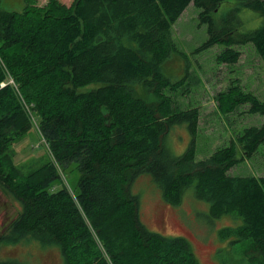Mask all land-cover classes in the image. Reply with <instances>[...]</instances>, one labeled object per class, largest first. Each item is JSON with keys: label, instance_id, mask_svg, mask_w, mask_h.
Masks as SVG:
<instances>
[{"label": "trees", "instance_id": "16d2710c", "mask_svg": "<svg viewBox=\"0 0 264 264\" xmlns=\"http://www.w3.org/2000/svg\"><path fill=\"white\" fill-rule=\"evenodd\" d=\"M225 1L25 0L22 10H8L0 0V188L21 206L0 247L36 239L56 245L63 264H200L185 236L143 221L131 186L146 173L172 205L193 187L211 217L240 219L221 237L246 240L251 264H264V175L229 173L264 143V122L197 160L199 109H177L166 92L186 83L187 76L172 80L165 65L178 51L172 27L192 2L209 33L197 50L222 45L218 61L233 64L236 47L252 43L264 61V19L249 31L228 21L242 8L264 17V0H238L217 24L213 14ZM21 96L52 155L28 172L15 161L14 144L33 128ZM246 103L264 115V100L238 85L221 92L218 106L228 113ZM177 124L193 134L182 154L166 143ZM68 169L77 176L71 190ZM0 264L24 263L0 255Z\"/></svg>", "mask_w": 264, "mask_h": 264}, {"label": "rangeland", "instance_id": "374dc122", "mask_svg": "<svg viewBox=\"0 0 264 264\" xmlns=\"http://www.w3.org/2000/svg\"><path fill=\"white\" fill-rule=\"evenodd\" d=\"M61 1L69 4L72 0ZM1 2L8 10H22L26 5L25 0ZM36 2L44 5L47 0ZM239 4L238 0L222 3L213 14L217 24L223 23L227 14ZM200 11L192 2L174 23L172 37L178 51L172 53L165 65V72L172 80L187 76L183 87L177 91L166 90L173 98L175 107L181 110L193 107L199 109L195 137L197 160L210 156L219 147L229 145L245 128L259 126L264 122V115L248 111V103L228 113L219 108L221 92L234 85L264 100V61L252 43L236 47L241 57L233 64L218 61L222 45L197 50L209 37L208 25L201 23ZM263 19L260 12L242 8L236 10L228 21L241 31H249L259 27ZM32 121L33 128L27 137L14 144L15 161L25 172L52 159L47 141L39 132L37 120L33 118ZM192 139L193 134L187 124H177L171 129L166 143L175 154H182ZM229 173L264 175V143L251 157L233 166ZM76 178L70 169L63 173V179L70 190ZM131 189L140 197L141 217L146 225L152 231L165 235L185 236L192 244L200 264H251L245 254L247 241L232 242L234 238H222L220 233L222 228L236 226L241 220L231 215L211 217L209 203L198 199L193 187L187 189L180 205L166 202L160 189L146 173L133 181ZM20 209L19 202L7 196L0 188V233L18 215ZM0 255L4 259L16 258L24 264H63V256L56 245L45 246L36 239H23L18 243L2 245Z\"/></svg>", "mask_w": 264, "mask_h": 264}, {"label": "built area", "instance_id": "2783aa9c", "mask_svg": "<svg viewBox=\"0 0 264 264\" xmlns=\"http://www.w3.org/2000/svg\"><path fill=\"white\" fill-rule=\"evenodd\" d=\"M8 83H12V84H14L15 87L18 89V87H17V85L15 84V81H14V79H13L12 77L9 78V82H8ZM6 84H7V82H3V83H2V85H6ZM21 99H22L23 102L25 103V107H26L27 110H29V112H30L32 118H34V120H36L35 117L33 116L32 112H31V110H30L29 105L24 101V99L22 98V96H21ZM102 249H103V248H102ZM103 252H104V250H103Z\"/></svg>", "mask_w": 264, "mask_h": 264}]
</instances>
